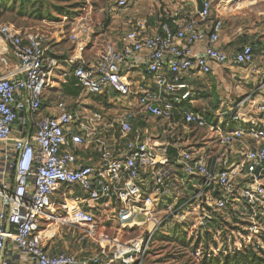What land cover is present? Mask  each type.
<instances>
[{
  "label": "built area",
  "instance_id": "1",
  "mask_svg": "<svg viewBox=\"0 0 264 264\" xmlns=\"http://www.w3.org/2000/svg\"><path fill=\"white\" fill-rule=\"evenodd\" d=\"M134 1L115 0V7ZM200 1L198 17L204 22L219 2L229 0ZM0 38L17 62L16 74L0 77V144L13 173V183L0 187V256L11 244L31 264H98L113 247L110 260L138 264L162 226L185 218L180 212L187 201H169L177 189L194 191L195 202L203 196L197 225L204 229L213 221L211 212L225 210L234 200L238 186V198L252 214L248 231L258 233L255 219L264 212V185L259 182L264 173V103L255 121H245L231 109L208 120L194 105L197 77L213 74L215 67L251 64L255 45L245 43L226 53L216 26L203 29L195 19H186L173 29L160 22L159 30L149 34L143 21L132 20L119 36L120 45L108 44L93 59L64 60L83 93L106 100V112L78 113L58 101L54 114L35 119L56 61L46 57L42 34L16 32L4 23ZM70 39L81 55L86 45L75 34ZM139 64L144 73L137 76ZM18 96L34 129L14 136ZM150 117L156 120L152 132L135 126V119ZM188 126L211 134L224 151L245 135L253 145L229 163L227 154L210 155L199 148L206 140L195 143ZM90 148L97 151L96 160L78 164V151ZM101 216L118 230L142 227V233L125 242L101 233L99 255L84 259L46 248L55 226L82 228L86 237H94Z\"/></svg>",
  "mask_w": 264,
  "mask_h": 264
},
{
  "label": "rangeland",
  "instance_id": "2",
  "mask_svg": "<svg viewBox=\"0 0 264 264\" xmlns=\"http://www.w3.org/2000/svg\"><path fill=\"white\" fill-rule=\"evenodd\" d=\"M1 1L3 7H0V24L13 23L21 27L22 32L46 33L58 29L63 31V36H68L72 29L80 36L83 33L89 36L87 55L95 56L102 49L101 43L110 19L112 0ZM217 16L222 20L225 35L230 36L236 32L241 43H253L259 48L255 49L251 64L236 66L232 71L221 73L222 76L216 79L197 77L195 86L198 96L194 99V105L204 110L208 120L214 121L217 113L226 108H231V111L243 120L257 119L262 116L258 106L264 100V0H230ZM75 99L78 113L84 110H91L93 113L106 112L105 109L109 107L102 97L88 96L82 91H76ZM155 121L153 118L152 122ZM140 125H143V121L137 126ZM203 131H196V134L200 135ZM96 154L98 155L97 152ZM259 182L264 185V173ZM236 189L234 200L229 202L225 210L211 212L214 221L204 229L197 225L200 215L204 212L203 196L195 202L194 191L177 189L178 194L172 196L169 201L177 205L187 201L180 212L185 218L171 219L162 226L150 242L148 250L137 258V263L203 264L202 259L205 257L261 245L257 235L248 231L253 222L252 214L238 198V186ZM57 207L58 204L55 208ZM98 222V234L94 237H86L82 228L55 226L56 231L54 236L47 240L48 244L56 247L58 252H69L84 259L99 255L101 233L116 237L122 242L135 239L142 233V227L118 230V225L107 221L105 216H101ZM255 222L258 223V234L264 231V212ZM52 227L51 230L54 231V226ZM113 249H106V256L98 264H121L116 259L110 260Z\"/></svg>",
  "mask_w": 264,
  "mask_h": 264
},
{
  "label": "crops",
  "instance_id": "3",
  "mask_svg": "<svg viewBox=\"0 0 264 264\" xmlns=\"http://www.w3.org/2000/svg\"><path fill=\"white\" fill-rule=\"evenodd\" d=\"M199 0H137L134 2H129L127 6L123 8L115 7V0H112L110 6V19L106 25V34H104V40L101 43L102 49L98 51H103L108 44L120 45L119 36L124 33L129 26V22L132 20H140L145 23V31L149 34L155 33L159 30L160 22H168L171 27L174 29L177 26L181 25L186 19H195L199 24V27L203 29L213 28L214 26L218 27L219 30V46L226 53H231L234 50L240 48L241 45L245 43L240 42L238 34L235 32L230 36L225 35L224 27L221 18L217 15H220V11L225 6L224 1L218 3L215 6L209 16V18L202 22L198 17V5ZM224 3V4H223ZM2 8V7H1ZM2 10V9H0ZM217 14V15H216ZM4 24V23H2ZM11 25L13 30L23 34L30 33L34 34L35 32H22V28L15 26L13 23H5ZM45 36V45H46V57L48 59H53L56 61L55 66L53 67L51 74L50 85L47 86L44 90V94L41 98V105L38 112L35 115V119H38L45 115L54 114V105L58 101H63L69 110L78 112L76 109V91H81L77 81L75 80L72 68L64 61L66 59H71L75 57H83L84 59H93L97 56L87 55L89 36L78 34L76 31L70 30L68 36H63V31L54 29L53 31L38 32ZM75 34L78 37L79 41H82L85 44V48L81 55H78L75 52L76 41L70 39V35ZM137 60L142 62V54L137 56ZM17 62L10 53V48L8 43L0 38V77L7 76L11 74H16ZM234 67H215L214 73L207 76L206 80L209 77L216 79L221 73L229 70L232 71ZM134 74L140 76L144 73V66L139 64L135 67ZM16 101L18 105L16 110L18 112L19 120L15 123L13 128V135H19L20 133H29L34 129L33 120L28 114V107L26 104H22V98L17 97ZM264 103V100L262 101ZM231 108L222 109L230 110ZM82 113V112H79ZM258 118V117H257ZM256 118H250L245 121H255ZM140 119H135L134 124L136 127L145 126L148 128V131L152 132L154 130L153 118H148L143 121V125L137 126ZM187 130H190V137L193 138L195 143H201L200 140H206L205 145L199 146L207 154H227L229 163L237 162L240 158V153L244 150L245 147H251L253 142L248 135H245L241 140L232 144L229 148L224 151L220 146H218L213 139L209 138L211 134H207L204 130L202 134H196V131L201 129H195L193 126H188ZM94 148L82 149L78 151V164H91L96 160L97 154ZM203 152V153H204ZM3 183H13V173L10 166L7 164L3 157V146L0 144V187ZM1 205V199H0ZM54 236V235H53ZM51 239V238H50ZM46 248L50 251L57 252V248L49 245L46 241ZM0 264H31L28 261V258L25 253L19 251L16 247L11 244H7L3 254L0 256Z\"/></svg>",
  "mask_w": 264,
  "mask_h": 264
},
{
  "label": "trees",
  "instance_id": "4",
  "mask_svg": "<svg viewBox=\"0 0 264 264\" xmlns=\"http://www.w3.org/2000/svg\"><path fill=\"white\" fill-rule=\"evenodd\" d=\"M3 1L0 0V7H3ZM253 44V43H251ZM254 45V44H253ZM256 48H259L256 46ZM195 95V99L197 98ZM214 221V220H213ZM257 239L262 243L261 245L253 247H245L242 249H235L230 253L218 256H210L202 259L203 264H264V231L257 233ZM255 235V236H256ZM92 264V263H90Z\"/></svg>",
  "mask_w": 264,
  "mask_h": 264
},
{
  "label": "water",
  "instance_id": "5",
  "mask_svg": "<svg viewBox=\"0 0 264 264\" xmlns=\"http://www.w3.org/2000/svg\"><path fill=\"white\" fill-rule=\"evenodd\" d=\"M198 2H199V5H198V10L200 11V10H201V1L199 0ZM258 170H259V168H257V169H256V172H255V174H257V173H258Z\"/></svg>",
  "mask_w": 264,
  "mask_h": 264
},
{
  "label": "bare ground",
  "instance_id": "6",
  "mask_svg": "<svg viewBox=\"0 0 264 264\" xmlns=\"http://www.w3.org/2000/svg\"><path fill=\"white\" fill-rule=\"evenodd\" d=\"M230 1V0H229ZM239 1V0H238ZM228 3V2H227Z\"/></svg>",
  "mask_w": 264,
  "mask_h": 264
}]
</instances>
